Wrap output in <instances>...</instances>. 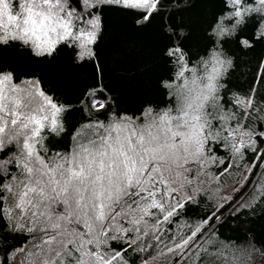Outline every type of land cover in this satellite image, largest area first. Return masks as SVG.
Wrapping results in <instances>:
<instances>
[{"label":"snow or ice","instance_id":"6c2138e0","mask_svg":"<svg viewBox=\"0 0 264 264\" xmlns=\"http://www.w3.org/2000/svg\"><path fill=\"white\" fill-rule=\"evenodd\" d=\"M187 2L76 0L68 16L80 12L91 25L88 31L77 33L82 38L79 55L95 58L93 45L105 5L134 11L138 14L135 22L142 24L165 12L172 17L184 11ZM227 5L230 10L206 26L217 38L229 31L222 23L225 17L232 18L229 23L235 31L239 25L247 26L253 13L264 11V0H227ZM6 11L5 0H0V15ZM62 27L61 39L71 34L67 23ZM185 28L171 22L162 26L167 35L162 52L177 57L186 67L184 42L189 30L185 35ZM253 28L252 35L264 40V20L259 19ZM240 29L231 39L242 49H251V36ZM10 35L15 38L17 34ZM5 39L0 36V41ZM10 42L0 46L8 47ZM53 47L51 42L45 50L32 53L51 55ZM213 56L217 71L233 64L216 53ZM259 65L264 69V60ZM103 72L97 63L93 80L97 73L102 79ZM16 79L14 71L0 70V202H11L16 209L5 207L0 214V264H264V237L245 231L233 238L221 231L229 218L241 212L255 216L257 207L264 206V111L258 112L256 123L251 122L257 112L256 97L264 99V72L260 83L250 85L247 93H230L232 106L215 95V77H210L199 99L203 113L189 115L181 110L183 130L173 128L168 110H162L161 118L169 121L163 140L137 135L132 117L127 110L120 111L118 119L109 120L106 131L123 129L127 148L120 145V159L109 160L107 171L103 159L82 162L79 151L57 150L65 138L73 142L84 129L105 128V122L96 117L104 113L111 117L110 104L115 109L105 86L81 92L87 99L79 100L80 108L91 119L80 123L77 106L57 102L43 87V80L28 77L17 83ZM160 83L171 88L174 81ZM151 111L144 107L145 115ZM45 133L53 142L51 155ZM101 140L109 152L115 151L111 135ZM93 163L99 172L94 177L95 191L84 197L78 184L84 182ZM224 177L232 184L224 183ZM241 192L245 195L237 200ZM205 198L216 211H189Z\"/></svg>","mask_w":264,"mask_h":264},{"label":"trees","instance_id":"16d2710c","mask_svg":"<svg viewBox=\"0 0 264 264\" xmlns=\"http://www.w3.org/2000/svg\"><path fill=\"white\" fill-rule=\"evenodd\" d=\"M247 2L252 3L254 0ZM72 5L76 6V0H72ZM229 10L225 0H188L184 11L172 17H168L165 12L163 17L154 15L150 20L137 24L135 21L138 14L134 11L105 5L101 18L102 30L93 45L94 59L85 58L77 63L74 59L75 48L65 43H61L51 55L35 56L26 47L12 41L8 47L0 46V70L14 71L17 76L14 82L28 77L43 80V87L57 102L77 106L79 111L76 113V119L80 123L91 119L80 108L79 100L87 99L81 92H86L87 87H98L100 84L110 92L115 104V109L109 105V111L115 110L119 114L120 111L127 110V113L135 117L142 112L146 104L159 108L175 102L174 97L167 96L169 89L160 81H175L177 77L174 72L182 65L177 57L169 58L163 54L162 48L167 42V35L162 31V26L167 27L171 22L183 24L188 28L189 35L184 42V52L185 62L191 66L198 55L206 52L214 42L207 34L209 28L206 26L215 23L214 17H218L221 11ZM86 19L87 17L82 18ZM259 19L260 16L253 13L247 26L240 29L243 34L251 36L254 45L251 49H242L233 39L222 43L227 53L234 57V67L229 70L225 81L227 88L220 93L221 102L226 106H232L231 92L245 94L250 85L260 83V73L264 72L259 65V62L264 60V40H257V37L252 35L255 31L253 24ZM236 39L238 40V37ZM97 63H100L104 70L103 78L97 73L93 80L92 73ZM261 89H264V85H261ZM88 107L91 109L90 103ZM255 108L257 112L253 113L255 119L251 120L252 123L258 121V112L264 111V99L256 97ZM96 119L106 122L107 113L97 116ZM86 131L87 129H84L83 133ZM45 139L49 148L48 155H51L53 142L47 133ZM71 143L70 138H65L62 147L57 150L68 151L71 149ZM244 195H237L236 199L240 200ZM262 207L264 206L257 207L255 216L241 212L235 219L229 218L221 231L233 238L245 231L254 233L258 238L264 237ZM189 211L200 214L205 211L214 212L216 209L207 203L205 198L201 200L199 207L190 206ZM227 211L228 209H225V212Z\"/></svg>","mask_w":264,"mask_h":264},{"label":"clouds","instance_id":"9594fccd","mask_svg":"<svg viewBox=\"0 0 264 264\" xmlns=\"http://www.w3.org/2000/svg\"><path fill=\"white\" fill-rule=\"evenodd\" d=\"M225 3L227 4V0H225ZM5 4L7 5V11L0 15V36H6L7 39L0 41V43L6 44L9 40H12L13 42H18L21 47H26L30 52H41L51 42H54V51L61 43H65L75 48L74 59L77 63L87 58V56L79 55L82 53V38L78 37L77 33L80 31H88L91 25L86 23V20H82V13L80 12L74 13L71 17L68 16V9L74 7L72 0H5ZM225 12L221 11L218 18L224 16ZM259 16L261 20H264V11H261ZM231 20V17H225L222 23H224L229 31L219 38L209 28L207 34L213 38L214 42L207 48L206 52L198 55L195 63L191 67L188 65L186 67L180 66L179 70L181 67L184 69L181 75H176L179 70L174 72L178 80L172 83L171 88H168L169 91L167 92L168 97H175L173 104H166L159 108H156L152 104H146L144 107L152 109L151 113L147 115L144 114V107L138 116L134 117L132 114L127 113L128 116L132 117V127L135 128L137 135L143 133L146 139L156 137L163 140V137L167 135V124L169 122L167 119L161 118L163 115L162 110L164 109L168 110L167 116L171 117L170 122L173 128L183 130L185 125L184 118L180 116L181 110L188 112L189 115L197 111H200L201 114L203 113L204 110L199 107V99L205 91V86L209 83L210 77H215V95L221 99L220 93L223 89L227 88V84L225 83L227 74L234 67V57L229 55L222 45L218 43V39H231L239 31L240 27H242V25H239L233 31L232 25L229 23ZM62 23H67L71 28V34L64 36L63 39H61L64 31ZM101 30L102 22L98 29V35ZM183 31L187 35L188 29L185 28ZM10 33H16L17 35L13 38ZM20 33H24L23 38L20 37ZM213 53L232 61L233 64L217 71ZM5 71L8 70L5 69ZM164 80L168 79H162L161 81ZM118 118L119 114L116 111H112L111 117L107 114L106 122L104 121L105 128L87 129L86 132L72 142L71 151H79L82 162L103 159L105 171H107L109 160L118 161L120 159L117 155L120 145L123 144L127 148V144L125 143L126 133L123 129L119 132L114 130L106 131L109 120ZM145 124L147 127H143ZM105 135H111L112 145L115 151L109 152L103 145L101 137ZM133 143H135V139ZM77 145L80 146L79 149ZM84 149H87V151L85 152ZM104 153H107V155H104ZM115 167L116 164L114 163L113 168ZM86 171H88L87 168ZM98 174L96 164L93 163L89 175L84 179V182L78 184L80 192L84 197H88L95 191L94 177ZM33 199L38 202L35 194H33ZM9 200L11 201V197H9ZM5 207L12 208L13 212H16L13 204L9 202L7 205L0 204V214H4Z\"/></svg>","mask_w":264,"mask_h":264},{"label":"rangeland","instance_id":"374dc122","mask_svg":"<svg viewBox=\"0 0 264 264\" xmlns=\"http://www.w3.org/2000/svg\"><path fill=\"white\" fill-rule=\"evenodd\" d=\"M254 2H255V0H254ZM254 2H252V3H254ZM183 66V65H182ZM189 67H191L190 65H188ZM176 80H178V78H176ZM20 82V81H19ZM18 83V82H17ZM174 100H175V97H174ZM141 119H142V117H141ZM223 182L224 183H226V184H228V185H231L232 184V180L231 179H229L228 177H224L223 178ZM245 193H243V194H239L238 195V197L240 196V195H244Z\"/></svg>","mask_w":264,"mask_h":264}]
</instances>
